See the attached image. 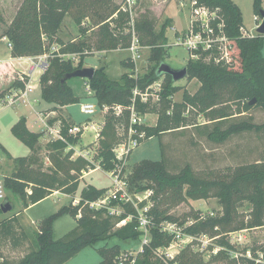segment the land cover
I'll use <instances>...</instances> for the list:
<instances>
[{
    "label": "trees",
    "instance_id": "1",
    "mask_svg": "<svg viewBox=\"0 0 264 264\" xmlns=\"http://www.w3.org/2000/svg\"><path fill=\"white\" fill-rule=\"evenodd\" d=\"M199 2L218 11L219 19L224 21L225 31L232 42V63L216 64L202 59L189 61L187 67V81L197 78L201 85L191 94L184 91L182 101H173V95L182 89L177 85L172 75L160 76L159 67L165 62L168 48L166 31L168 20L160 31L155 30L157 17L147 10L137 20L136 32L142 44L152 47L151 58L155 66L151 72L134 77L124 73L121 80H112L108 77L105 68L96 69L90 83L94 91V97L100 108L107 105L113 107L122 105L121 114L116 115L110 109L104 117V124L95 147L93 159H98L104 170L111 171L117 166V159L113 152L116 144L126 134L130 124V110L133 90L135 87L146 89L161 77H164L163 88L158 102L142 103L137 101V110L143 114L154 112L158 114V121L154 126H137L146 131L147 137L162 135L163 133L177 131L184 120L183 109L190 106L207 111L215 105L223 103V98L229 96L230 100L239 101L238 114L247 113L256 107L264 108V35L244 36L241 32L243 14L234 0H199ZM255 10L260 13L263 9V0L253 1ZM120 4L117 0H23L13 18L11 24L3 32L12 43L11 55L13 57L38 56L50 52L53 44L61 46L60 53L80 55L78 65L72 58L55 55L49 59L48 69L40 77L42 98L52 104L49 111H54L73 103H78L72 87L65 79L66 74L84 66L83 57L86 42H65L59 32L66 16H70L79 26L82 33L93 28L99 29L97 47L99 50H113L128 48L131 43V33L126 32L129 16L119 11ZM117 16H114L115 14ZM124 65L132 71L135 63L128 57ZM27 78L18 77L14 83L0 91V100L14 91L20 92L26 86ZM255 99V102H251ZM173 108L172 110H170ZM234 113L220 110V114L212 119L211 129L207 133L208 139L222 144L234 135L249 131H264V122L258 124L253 118L236 119ZM239 117V116H238ZM50 125V121L48 122ZM69 119H63L61 133L66 141H55L49 145L46 157L50 163L48 169L39 164L38 142L40 133L31 131L22 117L12 127L13 134L26 144L32 151L28 156L17 158V169L10 176L4 178L7 196L3 203L11 202L10 194L16 196L23 209L35 204L51 195L54 191L66 194H74L78 191L82 172L94 168L92 162L78 156L72 158V151H67L68 144H77L81 135L69 134V128L74 125ZM10 155V154H8ZM32 186V192L27 188ZM136 186L137 191L151 188L154 190V206L151 213L155 216V222L159 226L164 220L177 221L184 225L188 220L193 223L185 228L191 234H208L216 237L221 234L217 227L228 224L240 225L241 229H252L264 226V158L253 163L243 164L234 168L224 177L205 178L194 171L187 164L179 171H172L168 162L161 160H142L135 165L130 178V186ZM108 188L97 187L88 184L80 192L81 203L60 208L56 213L45 217L39 224L37 237L38 248L30 249L20 260H3L0 264H65L74 255L86 246L95 245L100 241L119 239L122 242H134L140 239L141 232L137 229L135 219L124 226L116 224L130 214H135V208L130 204H124V211L120 215H112L106 208H90L86 201H93L102 197ZM215 196L222 205V214L209 215L200 218L199 211L187 216L180 221L169 212L172 206L185 202L187 198H206ZM251 204L252 220L239 221L238 209L244 202ZM13 205V204H12ZM81 209V216L78 211ZM72 213L77 220V225L61 239H54L53 225L58 217L65 213ZM2 204H0V233L5 237H11L17 245L26 238L24 232L17 234L16 214L10 218L3 217ZM239 221V222H238ZM155 227L152 231L150 246L141 255L136 264H164L154 257L153 249L168 245L172 236L162 233ZM237 229V228H236ZM220 246L233 249L230 241L225 236H219ZM221 250L212 256L210 260L203 261L194 252L192 246L184 248L179 257V264H208L221 261L223 264H264L257 261L259 254L253 248H249L251 257L247 255L232 258L228 250ZM124 252L121 245L103 246L99 248L102 259L99 264H117L119 255ZM242 254V253H241ZM152 256L156 259H152Z\"/></svg>",
    "mask_w": 264,
    "mask_h": 264
},
{
    "label": "rangeland",
    "instance_id": "2",
    "mask_svg": "<svg viewBox=\"0 0 264 264\" xmlns=\"http://www.w3.org/2000/svg\"><path fill=\"white\" fill-rule=\"evenodd\" d=\"M22 1L23 0H0V36H2L3 32L11 24ZM190 1L191 0H137L135 6L136 18L134 24L137 23L141 14L147 10L152 11L157 17L155 24V30L157 32L160 31L163 24L168 20L169 26L166 31L168 40L167 43L164 44V47L168 48V54L165 62L173 68H182L186 66L190 59V52L187 46L175 43L176 38L188 28L190 21L188 10L190 11L191 7L189 4L181 7V3H190ZM234 1L241 8L245 29L247 31L251 30V33L255 35L259 34L256 27V23L258 22L255 20V15L260 16V18H262V16L261 12L258 13L255 10L253 4L254 0ZM117 2L120 4L122 0H117ZM182 8H184V10ZM126 25V32H128V29L132 24L128 22ZM174 28L177 30L175 31ZM59 34L65 42L71 40L86 42L87 45L84 50L83 67H94L96 69L105 68L108 77L112 80L120 81L124 73H127L130 76L133 75L134 77L142 76L151 72L155 66V61L150 59L152 47L139 43L141 44L138 49L140 57L137 58L138 61H136L135 69L132 71V69L124 65V61L132 55V52L129 49H113L109 51L99 50L97 47L99 29L96 27L86 33H82L79 26L68 15L64 20ZM10 51L7 42L0 38V58L8 57L11 53ZM262 53L264 55V49ZM203 55L207 56L204 61L210 62L212 60L207 54L203 53ZM80 59V55H75L73 58L74 64L78 65ZM194 79V81L192 80L190 82L187 81V77H185L176 82L177 85L182 86V89L173 95V101L181 102L185 90L194 94L199 89L201 82L197 78ZM162 80L164 82V77H162ZM86 82V78L82 77H73L68 80V84L72 87L75 95L79 98V102L67 105V110L72 115L73 120L76 123L81 122V124L87 123V121L90 120V116L81 111V103L97 104L94 95H89L87 92ZM36 85L37 87L29 93L27 101L21 99L14 105L0 104V177L2 178L10 176L15 172L18 166V157L28 156L29 153L32 154L31 149L19 140L12 132V127L20 118L25 117L28 128L33 132L41 134L38 142V156L40 157L39 164H42L44 169L50 167V163L46 157L49 145L55 141H62L61 139L56 138L55 134L49 133L47 126L42 121V119L46 120L43 114L44 112L49 111L50 104L42 98L39 81L36 82ZM2 88V84H0V91ZM222 100L223 103L215 105L213 111H211V109L202 111L199 108H193L190 106L184 107L182 114L184 120L182 126L177 131L163 133L162 135H154L143 140L142 143L133 150L132 155L125 163L126 171L129 174V183L135 165L145 159L161 160L164 158L168 162L172 171H179L185 165L189 164L194 171L202 177L221 178L229 174L237 166L253 163L258 159L264 158V131L238 133L222 144L208 139L207 133L211 129V126L209 128L206 126L212 125V119L219 116L220 110H227L228 112L234 113V116H237L236 119L239 120L240 118H245L247 120L253 118V122L255 123L260 124L264 122V108L262 106L256 107L247 113H242V116H240L237 110L239 101H235L234 99L230 100L229 96H225ZM172 109L173 108L170 110ZM64 112L67 113V111ZM107 113L108 112L99 111L98 115L102 117V115L105 116ZM57 114L58 111L55 114L50 112L49 116L54 119ZM143 121L144 124L139 126H154L158 121V114L147 112L143 114ZM208 121H211V123L206 125ZM61 125L62 123L57 120L52 127L61 128ZM138 129L142 130L139 127ZM91 138H93L92 132L86 130L80 137V141L75 145L77 152H89V158L92 159V164H94V168L86 170L87 174L92 173L89 177H84L85 175L82 172L79 185L80 191L85 187V181L100 188H109L112 184V180L108 174L109 171L103 169L98 159H93L98 141H95L92 144H84ZM65 150L67 152L68 147ZM9 152H11L12 155H8ZM77 155L78 154H76V157ZM28 188L32 189V186L30 185ZM136 188L137 187L133 185L131 189L132 191H137ZM79 189L75 194H72V196H80ZM58 192L61 193L60 191H54V193ZM10 200L13 204V209L3 213L1 218H10L14 214H17V226L25 231L30 240H26V237L25 239H22V241H25L26 243H20V241L17 245H14L13 242L15 243V241L11 239V237H5L0 233V262L4 259L14 262L18 261L30 249H37V237L39 234V224L41 223V219L46 215L50 216L56 213L60 208L68 206L70 203L72 204L73 199L69 196L53 194L52 196L35 203L26 210L23 209L16 196L10 194ZM1 203L2 201H0V204ZM112 205L117 206L116 202L112 203ZM251 209V204L245 201L238 209L239 221L243 219L245 222L252 220ZM197 211L201 214L200 218H205V216L209 215H219L222 214V205L219 202V199L215 196L206 198H187L185 202L172 206L169 210V212L174 214L180 221H183L187 216H190ZM192 221L193 220L191 219L187 222ZM76 225L77 220L72 213L68 212L61 215L56 219L53 225L54 239L63 238L67 233L74 229ZM116 226L121 227L118 223ZM239 226L240 225L237 224H228L222 227H217L221 232L219 236H225V238L230 241L233 249H226L220 246L219 236L211 237L208 234L198 235L200 239L195 241L192 249L204 262L210 260L212 256L225 249L228 250L230 256L234 258V252L238 251L240 254L242 253L240 256H246L248 249L253 248L258 254H263L264 259V227L241 229ZM20 232L21 231L17 229V234L20 235ZM205 241L209 242L205 243ZM139 243L140 239L135 240L134 242H122L116 238L108 241H100L95 245L86 246L65 264H99L102 259V256L99 253V248L119 244L124 252H129L133 249H137ZM217 248L219 249L216 251ZM154 257L152 256V259L156 260V257Z\"/></svg>",
    "mask_w": 264,
    "mask_h": 264
},
{
    "label": "built area",
    "instance_id": "3",
    "mask_svg": "<svg viewBox=\"0 0 264 264\" xmlns=\"http://www.w3.org/2000/svg\"><path fill=\"white\" fill-rule=\"evenodd\" d=\"M136 4L137 0H122L119 9L122 13L128 14L129 23L132 24L128 29V32L131 33V43L127 49L132 52L130 57L135 64L137 63L136 61H138L137 58L140 57L138 49L141 46V44H139L141 42L136 32V23L134 24L136 18ZM181 4V7L187 4L190 5L191 10L189 11L187 9L190 14V21L188 28H186L184 33L176 38L175 43L187 46L190 52L189 61L200 60L203 56L204 59L207 58V56L203 55L204 53L207 54L216 64L232 63L231 38L226 34L224 21L219 19L218 11L199 2V0H191L190 3L184 2ZM182 9L184 10V8ZM117 15L118 14L116 13L114 16ZM255 20L258 22L256 23V27L258 28V26L262 23L263 17L260 18V16L255 15ZM241 32L244 36H255V34L247 31L244 27L241 28ZM5 39L8 41L9 48L12 49V43L7 37H5ZM60 49V45L53 44L49 53L45 52L44 54L38 56H31L30 72L24 71L20 76L22 80H25L26 76L29 77L24 90H21L19 93L14 91L13 93L6 95V97L0 100V104L14 105L21 99L27 101L29 93L35 89L34 85L31 83L34 72L38 71L41 76L48 69L49 59L51 56L59 55L60 57L73 59L74 56L77 55L60 53ZM17 58L20 60L23 57ZM11 61L12 60L10 59L7 61H2L0 59V64L3 62L8 64L11 63ZM86 88L89 95H94V91L92 90L89 82H86ZM162 88V77L149 85L146 89H141L138 86L134 88L132 103L128 106L130 110L129 128L126 134L123 135V138L113 149L118 163L114 169L108 172L112 180V184L102 197L93 201H86L85 203V205L87 204L90 208H106L112 215L122 214L124 211V204H130L135 208L136 213L130 214L126 218L120 220L118 225H125L127 222L135 219L137 221V229L141 232L140 243L137 249H133L129 252H122L116 261L117 264H136L137 259L145 253L146 248L151 244L153 228L158 226L155 222V216L151 213L152 207L154 206V190L148 188L143 191H132L125 163L132 155L133 150L138 147L143 140L148 138L146 131L144 129L139 130L137 127L138 125L144 124V121L143 113L137 110L136 103L137 101H141L142 103L158 102ZM80 108L83 113L88 115L97 114L98 111L108 112L110 109H113L115 114L119 115L124 109L122 105H116L113 107L105 105L100 108L98 104L95 105L93 103H81ZM44 123L47 126L49 133L55 134L56 138L67 142L66 137L61 133V128H53L47 121H44ZM103 124L104 120L96 131L97 138L100 136ZM87 126V123L74 124L69 128L68 132L74 136H82ZM75 145L76 144H68L67 151L73 152L72 158H75L76 154H78L77 157L83 156L92 162V159L89 158V152H77ZM83 173L86 175L87 171H83ZM26 190L28 193L32 192V189L30 188H27ZM6 196L7 191L4 178L0 177V201H2V203L5 202ZM114 202H116L117 206L112 205ZM80 203L81 197L73 198V206H78ZM81 213V209H79L78 216H81ZM192 223L193 221L181 225L177 221L169 220H164L159 223V230L164 234L172 236V240L168 245L159 246L153 249L154 256L164 264H179L178 257L181 251L188 246L193 247L195 241L200 239L198 235L191 234L185 230V228L190 226ZM208 242L209 241H205V243ZM218 249L219 248H217L216 251ZM240 255L242 254L236 251L234 252L233 257L239 258ZM247 256L251 257L250 250H248ZM262 260L263 254H259L257 261L259 262Z\"/></svg>",
    "mask_w": 264,
    "mask_h": 264
},
{
    "label": "crops",
    "instance_id": "4",
    "mask_svg": "<svg viewBox=\"0 0 264 264\" xmlns=\"http://www.w3.org/2000/svg\"><path fill=\"white\" fill-rule=\"evenodd\" d=\"M235 2V1H234ZM236 3V2H235ZM237 4V3H236ZM238 5V4H237ZM241 9V8H240ZM162 12V11H161ZM168 17V16H167ZM173 20V19H172ZM173 23H174V21H173ZM245 28V27H244ZM175 29V31L177 30L176 28H174ZM184 30V29H183ZM249 32H252L251 30L249 31ZM60 33V32H59ZM60 35V34H59ZM0 38L1 39H3V40H5L6 42H7V44H8V41L5 39V37L2 35V36H0ZM9 47V46H8ZM10 49V48H9ZM11 50V49H10ZM11 52V51H10ZM11 56V53H10V55L8 56V57H4V58H0L2 61H7V60H12L11 61V63H6V62H3L2 64H0V84H2V89H4V88H6V87H8V86H10L12 83H14L15 82V80L18 78V77H20L21 76V74L25 71V72H30V67H31V60H30V57L31 56H24L22 59H18L17 57H12ZM33 78H32V81H31V83L34 85V87L36 88L37 87V85H36V82L37 81H40V75H39V72L38 71H36V72H34V74H33V76H32ZM26 78H27V80H29V77H27L26 76ZM193 81L195 80V79H192ZM191 80V81H192ZM190 81V82H191ZM200 85H201V83H200ZM200 87V86H199ZM50 104V108L52 107V104L51 103H49ZM49 108V109H50ZM48 109V110H49ZM64 109V110H63ZM58 111V114H57V116L53 119L52 117H50L49 116V113L51 112L52 114H55L56 112ZM64 111H67V113L66 112H64ZM47 113V114H46ZM98 113H99V111H98ZM98 113L97 114H94V115H89L90 117H89V121H87V128H86V130H90L91 132H92V134H93V138H91L90 140H88V142L87 143H84V144H92L93 142H97L98 141V139L99 138H97L96 137V131H97V129H98V127L101 125V123H102V121L104 120V117L105 116H103L102 115V117L101 116H99L98 115ZM44 117H45V119L46 120H44V119H42V121L44 122V121H47V122H49L50 121V123H52V125L54 124V122L55 121H60V123H62V121H63V119H69V120H71V121H73L74 123L73 124H81V122L80 123H76L74 120H73V117H72V115L68 112V110H67V106H64V107H60L59 109H56V110H52V111H46V112H44ZM97 115H98V117H97ZM100 117V118H99ZM48 118V119H47ZM211 123V121H208V123L206 124V125H208V124H210ZM85 130V131H86ZM84 131V132H85ZM31 152V151H30ZM8 154H11L12 155V153L11 152H9ZM30 154V153H29ZM28 154V155H29ZM92 173H88V174H86L84 177H89L90 175H91ZM88 184H92V183H89V182H86L85 181V185L84 186H87ZM79 191H80V189H79ZM61 192V191H60ZM81 192V191H80ZM80 192H79V194H80ZM53 194H61V195H65V196H69V197H71L72 199L74 198V197H80V196H72V194H66V193H63V192H61V193H52L51 195H49L48 197H50V196H52ZM75 194V193H74ZM48 197H46V198H48ZM45 199V198H44ZM32 205H34V204H32ZM32 205H30V206H32ZM29 206V207H30ZM29 207H27V208H25V210L26 209H28ZM16 216H17V214H16ZM45 217H47V215L46 216H44L42 219H41V221L45 218ZM264 227V226H263ZM17 229H19L21 232H24L25 233V231L24 230H22L20 227H18L17 226ZM26 234V233H25ZM26 237H27V239L26 240H30L29 238H28V236H27V234H26ZM23 242H25V241H21L20 243H23ZM30 242V241H29ZM26 243V242H25ZM32 243V242H31ZM249 250V249H248ZM208 264H222V262L221 261H215V262H211V263H208Z\"/></svg>",
    "mask_w": 264,
    "mask_h": 264
},
{
    "label": "water",
    "instance_id": "5",
    "mask_svg": "<svg viewBox=\"0 0 264 264\" xmlns=\"http://www.w3.org/2000/svg\"><path fill=\"white\" fill-rule=\"evenodd\" d=\"M261 16L263 17V20L262 23L258 26L257 31L259 34L264 35V9L261 10ZM95 71L96 68L94 67L77 68L74 71L66 74L65 79H71L73 77H82L91 80L94 77ZM159 74L160 76L163 74H170L172 75L175 81H179L187 76V67L184 66L182 68H173L172 66L164 62L159 67ZM251 102H255V99H253ZM2 208L4 213H6L13 209V205L10 202L2 203Z\"/></svg>",
    "mask_w": 264,
    "mask_h": 264
}]
</instances>
